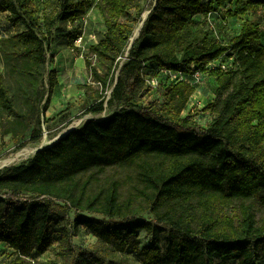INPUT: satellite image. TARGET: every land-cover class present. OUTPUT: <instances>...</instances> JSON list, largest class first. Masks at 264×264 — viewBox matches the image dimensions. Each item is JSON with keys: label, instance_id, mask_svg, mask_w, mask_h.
Masks as SVG:
<instances>
[{"label": "trees", "instance_id": "1", "mask_svg": "<svg viewBox=\"0 0 264 264\" xmlns=\"http://www.w3.org/2000/svg\"><path fill=\"white\" fill-rule=\"evenodd\" d=\"M222 1L155 0L131 41L142 20L139 0H99L103 32L89 53L104 74L85 59L102 86L87 110L101 112L104 103L118 110L0 169V243L14 255L0 264L32 262L57 224L65 264H114L138 231L150 236L137 249L141 264H264V0H227V15L248 14L231 37ZM90 4L45 0L40 15L33 0L0 1L5 20L22 27L0 43L15 84L14 91L0 73V128L14 149L41 137L40 115L57 84L46 70L54 27L74 22ZM199 17L206 28L195 33ZM194 73L215 80L213 100L199 109L211 115L204 127L181 114ZM158 75L170 81L161 99L146 100V79ZM110 167L125 177H108ZM70 210L73 230L95 238L90 249L71 244Z\"/></svg>", "mask_w": 264, "mask_h": 264}, {"label": "rangeland", "instance_id": "2", "mask_svg": "<svg viewBox=\"0 0 264 264\" xmlns=\"http://www.w3.org/2000/svg\"><path fill=\"white\" fill-rule=\"evenodd\" d=\"M44 1L33 0V6L40 15L44 10ZM98 2L99 0H90L91 4L89 8L74 22L58 23L54 27L52 41L47 51L46 70H53L55 72L57 84L53 89L47 109L41 112L40 115L41 137L37 142L27 143L20 149H14V146L9 141V134L2 135L0 128V161L9 159L7 163L0 164V169L26 161L34 152H29V149L36 147L43 137L48 139L55 138L56 135L65 131L69 126H75L74 128H77L89 119L101 120L118 110V107H108L105 103V108L101 112L94 113L87 110L90 105L98 101L95 94L101 92L102 86L89 75V71L85 65V59H90L98 73L101 75L104 74V68L100 67L96 59L89 53V45L96 42L103 32L102 17L97 6ZM153 2L154 0H139V4L143 8L142 17L153 5ZM227 7V0H223L219 5L222 15L227 17L229 36L231 37L238 30L242 20L248 17V14H244L241 17L229 16L227 15V11H224ZM5 14L6 12L0 9V43L2 39L10 37L22 30L20 25L13 26L9 24L5 20ZM120 20L125 21L124 18ZM202 20V17H199L197 22H195L193 26L195 33L205 31L206 27ZM217 32V29H215V31L210 33L215 35ZM74 35H76V38ZM262 38L264 40V19L262 21ZM126 55L127 52L119 58V63L123 62ZM0 73L8 78L12 86L11 88L15 91L14 81L8 75L1 59ZM161 77L163 78L162 83H160ZM167 80L164 76L158 75L155 76V84H152L149 78L147 83L150 90L146 95V100L161 99V88ZM214 90V78L200 75L195 80V90L181 114H192L194 120L204 127L210 121L211 115L206 112H201L199 109L213 100ZM109 92L110 88L106 91V97L109 96ZM25 150L27 151L24 152ZM124 174V170L115 167L107 169V175L110 178L115 176L125 177ZM255 212L257 216L263 214V210L259 208ZM72 219L73 211L70 210L68 211L69 222L64 223V226L69 229L71 244L75 247L90 249L91 245L95 242V238L83 227H78L77 230H73L70 225ZM54 229L53 240L48 248L41 254L33 252L29 256L32 262L27 264H65V257L61 254L63 241L61 240L62 231L60 224L55 225ZM160 235L163 237V233ZM149 237V234L144 231H138L134 239L128 240L127 247L124 251L114 254V264H141L137 256V249H140L148 243ZM161 245L162 247L164 246L163 239ZM13 256L11 249L4 243H0V262H5L9 257Z\"/></svg>", "mask_w": 264, "mask_h": 264}, {"label": "water", "instance_id": "3", "mask_svg": "<svg viewBox=\"0 0 264 264\" xmlns=\"http://www.w3.org/2000/svg\"><path fill=\"white\" fill-rule=\"evenodd\" d=\"M154 1H155V0H154ZM148 13H149V10L143 15L142 20H141V22H140L138 28L136 29L135 34H134L133 37L131 38V41H132L133 39H135L136 36L138 35V31H139V29L141 28V26H142V24H143V22H144V20H145V18H146V16H147ZM73 129H74V127H72V128H68V129H66L65 131L59 133L58 135H56V137L52 140V142H51L50 144H47V145H43V146H39V147H37V148L34 150L33 154H34L36 151H38V150H41V149H43V148H46V147L52 146V145H53L54 143H56L61 137H63L64 135H66L68 132H70V131L73 130Z\"/></svg>", "mask_w": 264, "mask_h": 264}, {"label": "built area", "instance_id": "4", "mask_svg": "<svg viewBox=\"0 0 264 264\" xmlns=\"http://www.w3.org/2000/svg\"><path fill=\"white\" fill-rule=\"evenodd\" d=\"M211 66H215V64L212 63ZM220 66H221V68H224L225 64L221 63ZM161 73L166 75L170 80H181V79H184V77L182 76V74L180 72H173V71H170V70H161ZM198 77H199L198 73H194V81L196 79H198ZM147 80L148 79H146V84L148 85ZM150 81L152 82V84H155V77H151Z\"/></svg>", "mask_w": 264, "mask_h": 264}, {"label": "bare ground", "instance_id": "5", "mask_svg": "<svg viewBox=\"0 0 264 264\" xmlns=\"http://www.w3.org/2000/svg\"><path fill=\"white\" fill-rule=\"evenodd\" d=\"M76 124H77V122H76ZM72 127H75V126H69L68 128H72ZM68 128H67V129H68ZM53 139H54V138H52V139H48V138H46V137H43L42 140L37 144L36 147H33V148H30V149H29V152H33V151H34L37 147H39V146H43V145L50 144V143L52 142ZM26 151H27V150H25L24 152H26ZM8 160H9V159L1 160V161H0V164H5V163L8 162Z\"/></svg>", "mask_w": 264, "mask_h": 264}]
</instances>
